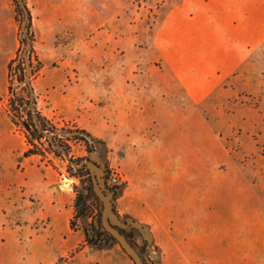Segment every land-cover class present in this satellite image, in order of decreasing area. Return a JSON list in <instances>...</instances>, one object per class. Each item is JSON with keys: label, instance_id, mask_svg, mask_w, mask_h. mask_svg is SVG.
I'll use <instances>...</instances> for the list:
<instances>
[{"label": "rangeland", "instance_id": "1", "mask_svg": "<svg viewBox=\"0 0 264 264\" xmlns=\"http://www.w3.org/2000/svg\"><path fill=\"white\" fill-rule=\"evenodd\" d=\"M162 1L27 0L33 13L30 28L28 13L22 6H17L14 0H0V208L16 242L5 249V258L0 263H5L14 253H24V260L18 258L9 264H40L38 258L31 260L30 254L32 250L45 247L32 246L33 238L47 242L53 238L41 230L52 226L53 213L58 209L63 210V216L59 218L56 233L62 232L75 197L72 183L76 179L67 171L70 157L56 159L58 169L39 156L26 157L25 138L15 130L6 112L8 63L19 49L24 57L28 56L32 49V32L35 33V50L44 65L35 79L40 106L59 125L72 120L90 132L97 150L88 152L82 144H76L74 149L77 154H88L97 162L94 171L106 193L104 218L118 222L112 210L115 204L135 235L144 236V223L151 217L147 198L158 195L161 175L155 170L153 157L142 153L137 154L139 161L128 160L123 167L113 150L112 139H103L98 134L99 129L108 131L109 136L112 134V116L107 112L104 118L99 111L104 107L113 109L109 100L120 65L130 67L139 55L149 61L154 58L148 56L157 55V50L151 48L150 33ZM108 27L120 34H113L112 30L104 33ZM251 56L255 64L249 72L259 81L250 82L244 95L236 101L219 90L207 95L201 102V118H191L188 122L194 121L201 127L202 138L208 139L209 127L219 129L220 145L212 146L211 151L202 150V156H213L222 162L238 158L229 165V170L239 175L246 187L242 193L244 211L233 213L231 205L218 208L212 224L219 230L211 231L207 251L204 242L198 245L202 257H211L210 264H241L244 257L247 264H264V48ZM123 67L119 71L121 74H124ZM92 125L95 128L90 130ZM161 125L167 128L169 123L163 121ZM184 153L189 156L186 147ZM106 166L114 169L113 175L117 174L121 182L117 199L108 188L114 178L106 179ZM164 168V174L175 172L172 165ZM127 170L134 172L138 181L130 179ZM217 172H220L219 167ZM51 178L58 182L47 185ZM57 188L64 191L65 203L57 201ZM83 221L89 224L90 218L85 217ZM77 237L78 240L83 238L82 233L75 235L69 231L60 241L69 238L72 243ZM158 240L161 241L159 234ZM159 241L151 243V248L163 264H183L170 250L163 257ZM92 248L100 250L97 246ZM50 250L56 252L58 247L52 245ZM71 252L69 249L67 255ZM100 256L110 264H128L125 262L127 256L120 257L112 249L103 248ZM50 262L60 264L63 261L53 259Z\"/></svg>", "mask_w": 264, "mask_h": 264}, {"label": "crops", "instance_id": "2", "mask_svg": "<svg viewBox=\"0 0 264 264\" xmlns=\"http://www.w3.org/2000/svg\"><path fill=\"white\" fill-rule=\"evenodd\" d=\"M108 29L103 32L112 30ZM112 33L119 35L120 31ZM150 34L151 48L157 50V55L148 56L154 58L151 61L139 55L130 67L119 66L112 99L103 95L112 101L113 109L104 107L103 112L99 111L104 118L105 113L111 114L112 134L100 129L98 134L112 139L123 167L128 160L139 161L138 153L151 155L155 161V170L161 175L160 190L157 196L147 198L151 217L144 223L143 235L150 243H157L160 235L163 257L170 250L183 264H210L211 257H202L198 245L204 242L207 251L211 244V231L218 229L212 224L218 208L231 205L233 213L244 211L242 193L246 187L243 179L229 170L238 158L222 162L213 156H202V150L211 151L212 146L220 145L219 129L209 127L208 133L204 132L208 139L202 138L201 127L188 122L201 118V102L207 95L219 90L236 101L250 82L259 81L249 70L255 64L251 55L264 48V0H163ZM122 67L124 74L119 72ZM163 121L169 123L167 128L161 125ZM167 165L174 166L175 172L164 174ZM126 173L138 181L134 172ZM54 182L58 180L51 178L47 185ZM63 193L56 189L58 202H66ZM62 213L60 209L55 211L52 226L41 230L52 235L51 239L46 236L49 242L33 238L32 246L40 244L45 249L32 250L31 260L38 258L40 264H52L53 259L63 261L60 264H110L100 256L104 248L120 257L127 256L125 262L134 264L130 253L117 243L103 247L88 244L75 255H67L82 238L72 243L69 238L60 241L69 231L81 233L70 228L71 215H66L63 231L56 233ZM5 221L7 217L0 208V260L5 258V249L16 244ZM52 245L58 247L56 252L50 250ZM9 258L0 264L24 260V253H14ZM244 259L242 263L247 264Z\"/></svg>", "mask_w": 264, "mask_h": 264}, {"label": "trees", "instance_id": "3", "mask_svg": "<svg viewBox=\"0 0 264 264\" xmlns=\"http://www.w3.org/2000/svg\"><path fill=\"white\" fill-rule=\"evenodd\" d=\"M14 1L17 6L20 5L27 11L29 26L32 28L33 13L29 3L27 0ZM31 39L32 49L28 56L24 57L19 49L8 63L6 112L15 130L25 138L26 157L39 156L43 162L55 168H57L56 159L65 160L66 157H70L67 171L76 181L72 183L75 197L69 226L73 231H79L83 235L78 246L70 254L75 255L88 244L103 247L117 243L121 245L123 251L130 253L134 264H163L152 250L150 240L146 236L139 238L135 235L129 228L128 221L121 217L115 204L112 210L118 222L104 218L106 193L100 187V181L94 171L97 162L88 154H77L74 149L76 144H82L86 151L94 152L97 150L96 142L90 132L75 121L67 120L61 126L43 111L35 79L44 65L33 44L34 32ZM64 132L73 134L66 135ZM113 170L111 167H105L108 174L106 179L114 177L113 174L116 172ZM120 183L119 179L113 180L108 187L114 199L119 195ZM85 217L90 218L89 224L84 223Z\"/></svg>", "mask_w": 264, "mask_h": 264}, {"label": "built area", "instance_id": "4", "mask_svg": "<svg viewBox=\"0 0 264 264\" xmlns=\"http://www.w3.org/2000/svg\"><path fill=\"white\" fill-rule=\"evenodd\" d=\"M113 178H114V181H117L119 179V177L117 176V174Z\"/></svg>", "mask_w": 264, "mask_h": 264}, {"label": "water", "instance_id": "5", "mask_svg": "<svg viewBox=\"0 0 264 264\" xmlns=\"http://www.w3.org/2000/svg\"><path fill=\"white\" fill-rule=\"evenodd\" d=\"M66 184H67V185H70V183H69V182H66Z\"/></svg>", "mask_w": 264, "mask_h": 264}]
</instances>
